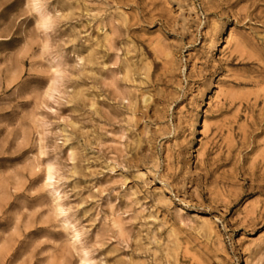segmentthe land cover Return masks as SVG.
Masks as SVG:
<instances>
[{
    "label": "rangeland",
    "instance_id": "374dc122",
    "mask_svg": "<svg viewBox=\"0 0 264 264\" xmlns=\"http://www.w3.org/2000/svg\"><path fill=\"white\" fill-rule=\"evenodd\" d=\"M0 264H264V0H0Z\"/></svg>",
    "mask_w": 264,
    "mask_h": 264
},
{
    "label": "bare ground",
    "instance_id": "6f19581e",
    "mask_svg": "<svg viewBox=\"0 0 264 264\" xmlns=\"http://www.w3.org/2000/svg\"><path fill=\"white\" fill-rule=\"evenodd\" d=\"M204 122V121H203ZM204 123H206V122H204Z\"/></svg>",
    "mask_w": 264,
    "mask_h": 264
}]
</instances>
